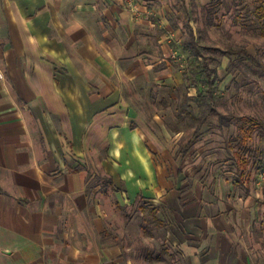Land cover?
Masks as SVG:
<instances>
[{"label":"crops","instance_id":"crops-1","mask_svg":"<svg viewBox=\"0 0 264 264\" xmlns=\"http://www.w3.org/2000/svg\"><path fill=\"white\" fill-rule=\"evenodd\" d=\"M169 30L140 0H0V264H134L102 185L163 216L183 264L251 263L233 208L210 212L209 178L156 172L166 146L139 105L183 83Z\"/></svg>","mask_w":264,"mask_h":264},{"label":"rangeland","instance_id":"rangeland-1","mask_svg":"<svg viewBox=\"0 0 264 264\" xmlns=\"http://www.w3.org/2000/svg\"><path fill=\"white\" fill-rule=\"evenodd\" d=\"M140 1L168 17L171 30L163 32L162 45L169 53L166 60L171 71L183 76V83L176 87L153 85L151 98L147 87L145 99L141 98L146 102L139 105L145 122L166 146L162 157H153L156 172L161 177L209 178L210 195L204 197L212 204L210 212L232 207L233 216H226L233 224L230 240L238 244L250 264H264V175L245 153L249 149L264 162V0ZM191 31L202 59L211 70L216 69L218 90L213 108L218 116L206 114L194 120L184 113L179 117L184 96H194L196 88H201L195 68L187 66L188 54L183 49ZM241 50L258 65L248 63L242 55H225ZM0 78L7 83L2 72ZM190 105L198 116V108ZM187 147L188 154L181 157L177 152ZM109 188V194L102 190L106 195L103 206L133 263L183 264L167 240L165 218L147 211L141 203L118 206L115 196L124 198L123 186L116 192ZM244 220L250 225L243 224Z\"/></svg>","mask_w":264,"mask_h":264},{"label":"trees","instance_id":"trees-1","mask_svg":"<svg viewBox=\"0 0 264 264\" xmlns=\"http://www.w3.org/2000/svg\"><path fill=\"white\" fill-rule=\"evenodd\" d=\"M211 11L209 10V17L207 18L208 23L211 22ZM190 41L188 43H185L183 45L184 51L188 54L186 62L188 67H194L195 73L194 76L198 77V79L201 82V88H196V94L194 96H184L183 104L180 109L179 117H182L181 114L187 113L188 117L190 119H197L200 116H203L206 114L209 116H218L214 111L213 105L216 97V93L218 90V84L217 82V73L216 69L211 70L209 66L206 64V62L202 59V56L200 54V48L199 45L196 43L194 39V33L191 31L190 33ZM225 55H242L244 59L252 64V65H258L255 60L250 56L245 50H241L239 52H233L228 51ZM188 71H184V81L187 82L188 80ZM194 104L198 110V116L194 114L193 108L190 104ZM188 152V147L184 148L183 150L179 151V154L181 156L185 155ZM245 153L251 157L254 161V163L257 164V169L259 171H263L264 168V162L255 156V154L249 150L246 149Z\"/></svg>","mask_w":264,"mask_h":264},{"label":"built area","instance_id":"built-area-1","mask_svg":"<svg viewBox=\"0 0 264 264\" xmlns=\"http://www.w3.org/2000/svg\"><path fill=\"white\" fill-rule=\"evenodd\" d=\"M261 175H264V171H261Z\"/></svg>","mask_w":264,"mask_h":264}]
</instances>
